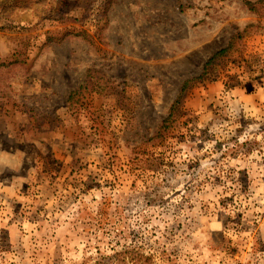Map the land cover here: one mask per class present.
<instances>
[{
	"label": "rangeland",
	"instance_id": "obj_1",
	"mask_svg": "<svg viewBox=\"0 0 264 264\" xmlns=\"http://www.w3.org/2000/svg\"><path fill=\"white\" fill-rule=\"evenodd\" d=\"M0 264H264V0H0Z\"/></svg>",
	"mask_w": 264,
	"mask_h": 264
},
{
	"label": "trees",
	"instance_id": "obj_2",
	"mask_svg": "<svg viewBox=\"0 0 264 264\" xmlns=\"http://www.w3.org/2000/svg\"><path fill=\"white\" fill-rule=\"evenodd\" d=\"M227 49H228V48H226V49H222V50L218 51L217 53H215L211 58L208 59V61L206 62L205 66H208V65H209L212 61H214L217 57H219V56H221L222 54H224V53L227 51ZM184 87H185V85H183L182 89H184ZM177 103H178V100L175 101V104H174V105H176ZM174 105H173V109H174V107H175ZM170 116H171V114H169V117L163 121V125H162V126H165V125H166V123L169 121Z\"/></svg>",
	"mask_w": 264,
	"mask_h": 264
}]
</instances>
